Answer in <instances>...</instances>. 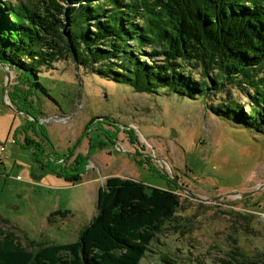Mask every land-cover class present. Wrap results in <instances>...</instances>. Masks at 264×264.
Wrapping results in <instances>:
<instances>
[{"label":"rangeland","instance_id":"374dc122","mask_svg":"<svg viewBox=\"0 0 264 264\" xmlns=\"http://www.w3.org/2000/svg\"><path fill=\"white\" fill-rule=\"evenodd\" d=\"M74 65L59 63L42 73L48 94L34 91V103L15 98L16 110L5 96L6 73L0 69L2 235L13 233L29 248L33 242L77 241L96 216L99 188L111 176L178 188L176 227H167L142 264L263 260L264 136L217 117L210 111L214 100L136 93ZM10 75L12 93L18 74ZM235 96L244 105L242 95ZM76 146L93 164L73 185L65 180L73 172L63 159ZM57 211L70 214L52 217Z\"/></svg>","mask_w":264,"mask_h":264},{"label":"trees","instance_id":"16d2710c","mask_svg":"<svg viewBox=\"0 0 264 264\" xmlns=\"http://www.w3.org/2000/svg\"><path fill=\"white\" fill-rule=\"evenodd\" d=\"M59 63L136 93L214 100L210 111L217 117L264 136V0H0V64L18 74L17 91L9 89L16 109L15 98L34 103V91L48 94L41 74ZM77 149L63 159L73 172L65 180L73 185L92 165ZM177 189L111 177L99 188L97 214L77 241L29 248L15 234L0 232V264H142L167 227H176Z\"/></svg>","mask_w":264,"mask_h":264},{"label":"water","instance_id":"95a60500","mask_svg":"<svg viewBox=\"0 0 264 264\" xmlns=\"http://www.w3.org/2000/svg\"><path fill=\"white\" fill-rule=\"evenodd\" d=\"M0 68L3 69V71H5V76H6V79H7V82H6V89H5V93H7L9 91V87L11 85V70L8 68V67H5L3 65L0 64ZM10 108H13V106L10 105ZM119 152H121L122 150L118 149Z\"/></svg>","mask_w":264,"mask_h":264},{"label":"bare ground","instance_id":"6f19581e","mask_svg":"<svg viewBox=\"0 0 264 264\" xmlns=\"http://www.w3.org/2000/svg\"><path fill=\"white\" fill-rule=\"evenodd\" d=\"M10 87H11V86H10ZM6 95L9 97V99H8V100H10V101H11V96H10V93H5V96H6ZM11 103H12V101H11ZM13 107H14V106H13ZM13 109H14V110H16V109H15V107H14ZM63 122H64V123H66V120H64V119H63Z\"/></svg>","mask_w":264,"mask_h":264},{"label":"crops","instance_id":"0c3cea01","mask_svg":"<svg viewBox=\"0 0 264 264\" xmlns=\"http://www.w3.org/2000/svg\"><path fill=\"white\" fill-rule=\"evenodd\" d=\"M0 69H2V68H0ZM91 163H92V162H91ZM92 164H93V163H92ZM83 177H84V175H83ZM108 177L110 178L111 176H107V178H108ZM95 180H96V179H95Z\"/></svg>","mask_w":264,"mask_h":264}]
</instances>
